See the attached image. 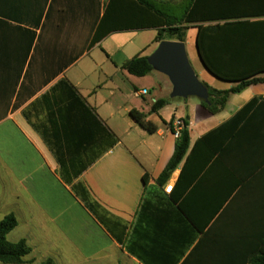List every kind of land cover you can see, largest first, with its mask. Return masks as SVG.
I'll return each instance as SVG.
<instances>
[{
    "label": "crops",
    "instance_id": "crops-1",
    "mask_svg": "<svg viewBox=\"0 0 264 264\" xmlns=\"http://www.w3.org/2000/svg\"><path fill=\"white\" fill-rule=\"evenodd\" d=\"M107 2L0 0V221L10 214L17 218L8 240L27 241L32 251L24 264H143L127 249L141 206L148 196L168 198L185 164L159 193L156 180L177 141L172 121L189 124L192 168L210 156L198 179L206 190L216 184L225 193L230 178H247L264 166V82L231 94L216 115L196 97L158 98L134 83L143 105L129 103L119 73L127 77L126 61L156 50L157 30L100 34L86 8L100 6L101 18ZM252 27L237 34L243 38L239 49L245 59L264 65V23ZM190 30L197 35L196 27ZM146 33L150 39L138 42ZM257 78L264 79V71ZM222 83L207 85L230 90L238 84ZM158 86L168 88L167 82ZM142 90L148 94L137 96ZM158 99L170 101L151 113ZM254 99L260 100L250 105ZM132 110L145 113L156 133L140 127ZM231 119L220 134L201 140ZM197 242L179 264H215L211 244L193 250ZM230 261L225 257L221 264Z\"/></svg>",
    "mask_w": 264,
    "mask_h": 264
},
{
    "label": "trees",
    "instance_id": "trees-1",
    "mask_svg": "<svg viewBox=\"0 0 264 264\" xmlns=\"http://www.w3.org/2000/svg\"><path fill=\"white\" fill-rule=\"evenodd\" d=\"M172 1L108 0L101 18L100 6L87 7L86 15L94 21L97 32H102L104 36L130 29H156L154 43L157 44L165 40L185 43L187 31L190 27H196V46L206 69L222 81L238 83L230 90H216L203 83L208 88L210 102H201L214 115L224 109L231 94L264 82L263 78H257L264 71V65L249 56L245 59L239 49L243 38L237 35L240 30L249 31L254 28L252 26L264 23V20H249L264 18V0H183L179 5L172 4ZM177 7H181L180 10L174 9ZM228 32L235 33L228 36ZM80 55H73L72 62ZM148 57L135 55L126 61L123 70L134 77H146L154 71ZM259 100H252L250 105ZM169 101L156 100L150 112L158 113ZM131 116L140 127L151 134L156 133L157 127L146 120L145 113L132 110ZM182 121L184 124L176 141L175 152L156 180L159 189H162L185 162L177 189L168 198L160 195L145 198L127 246L128 251L143 264H179L197 241L193 250L208 241L215 264H221L225 257L231 259V264H264V166L247 178H230L225 193L218 190L221 188L216 184L211 190H206L198 179L210 156L205 155L199 167H191L189 124L186 120ZM233 122L235 119L201 140L220 134L225 126ZM173 123H170V128L174 133ZM222 138L216 140L217 148ZM257 141L252 143L260 146L262 142ZM204 163L205 166L199 169ZM148 178L146 174L144 182L147 183ZM17 226L18 220L14 214L0 221V262L3 264H24L32 251L24 239L16 243L8 240V235ZM43 264L55 263L47 260Z\"/></svg>",
    "mask_w": 264,
    "mask_h": 264
},
{
    "label": "water",
    "instance_id": "water-1",
    "mask_svg": "<svg viewBox=\"0 0 264 264\" xmlns=\"http://www.w3.org/2000/svg\"><path fill=\"white\" fill-rule=\"evenodd\" d=\"M198 56L203 64L199 53ZM148 62L154 71L169 79L172 85L170 95L172 99L196 97L206 103L210 102L208 88L198 79L190 63L184 42L173 40L160 42L156 50L148 57ZM203 66L206 69L204 64Z\"/></svg>",
    "mask_w": 264,
    "mask_h": 264
},
{
    "label": "rangeland",
    "instance_id": "rangeland-1",
    "mask_svg": "<svg viewBox=\"0 0 264 264\" xmlns=\"http://www.w3.org/2000/svg\"><path fill=\"white\" fill-rule=\"evenodd\" d=\"M182 1L183 0H173L172 4H175V5L178 4L179 5ZM180 8L181 7H177L174 9L176 11H178V10H180ZM150 37H151V33H146L143 37L138 38L137 40H138V42L143 43V42L147 41L148 39H150ZM121 40L127 41L124 37ZM137 40H135V41H137ZM185 44H186V49H187V53H188L190 63L192 65L198 79L202 83H205V84H207V83L211 84V83L216 82V84L218 83L217 85L223 87L224 86L223 85L224 83H222L223 81L214 77L209 71L203 69V66L197 57L196 32L194 30L188 31ZM148 53H150V50L148 51ZM152 74L153 75L148 77V78H138V77H133L131 75H127V77H125L121 73H119L120 85H121V88L124 89L125 95L128 96L127 100L129 101V103H131L133 105H137V104L143 105V104H141V103H143L142 99L135 97V86L134 85H136V86L139 85V87H141V88L142 87L149 88L152 91V93L155 94V96L158 98L170 97L172 87H171V83H170L169 79L165 75H163L157 71H153ZM166 82L168 84V88L166 89L163 87V90H160L158 83H166ZM132 83H134V85ZM147 99L149 101H151V96L149 95L147 97ZM155 119H158V118L156 117ZM158 191H159V193H161L162 189H158ZM0 264H3V263L0 262ZM35 264H39V263H35Z\"/></svg>",
    "mask_w": 264,
    "mask_h": 264
},
{
    "label": "built area",
    "instance_id": "built-area-1",
    "mask_svg": "<svg viewBox=\"0 0 264 264\" xmlns=\"http://www.w3.org/2000/svg\"><path fill=\"white\" fill-rule=\"evenodd\" d=\"M148 94V91L147 90H142L141 92L137 93L136 95L137 96H141V95H146ZM183 121L178 119L176 120L174 123H173V126H174V135L176 136V138H178L179 136V133H180V130L182 129L183 127ZM173 187H174V184L171 183L167 188H166V193H171V191L173 190Z\"/></svg>",
    "mask_w": 264,
    "mask_h": 264
}]
</instances>
